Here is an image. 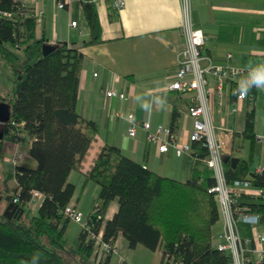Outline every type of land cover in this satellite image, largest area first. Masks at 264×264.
<instances>
[{
	"label": "trees",
	"instance_id": "1",
	"mask_svg": "<svg viewBox=\"0 0 264 264\" xmlns=\"http://www.w3.org/2000/svg\"><path fill=\"white\" fill-rule=\"evenodd\" d=\"M81 2L90 32L82 44L98 42L101 28L95 4ZM0 9L13 13V18L0 15V62L9 68L13 80L11 92L0 94V101L10 104V118L4 127L9 131L12 121L22 123L31 139L29 153L36 160L34 167L15 166L13 196H18L24 210L20 217L12 218L0 210V264H131L124 257L113 260L114 253H97L98 259L92 262L96 256L94 239L83 227L68 243L66 228L70 220L63 216L62 209L75 186L67 177L73 169H82L97 128L94 120L85 118L76 108L83 53L65 41L48 44L43 53L42 45L48 42L45 37H35V21L29 9L12 0H0ZM176 114L175 109L173 116ZM239 135L248 142L247 154L239 156L234 166L224 161L226 180L249 177L252 184L264 187V168L256 172L250 169L259 150L252 110L246 113L241 132H234L229 147L238 143ZM1 144L0 140V148ZM192 148L197 159L191 176L179 180L149 169L115 145L102 146L92 165L83 169L98 183L93 213L86 215L90 228L102 231V241L114 243L122 235L129 247L159 250L158 264H168L169 260L230 264L229 254L212 245L220 215L214 194L208 191L215 178L201 160L207 148L199 141H193ZM33 188L44 197L37 213L29 215L27 202ZM114 198L118 200L117 210L105 219ZM237 203L257 213L264 224V199L241 194ZM238 228L242 236L251 235L248 224L238 222ZM259 264H264V259Z\"/></svg>",
	"mask_w": 264,
	"mask_h": 264
},
{
	"label": "crops",
	"instance_id": "2",
	"mask_svg": "<svg viewBox=\"0 0 264 264\" xmlns=\"http://www.w3.org/2000/svg\"><path fill=\"white\" fill-rule=\"evenodd\" d=\"M110 1L94 2L101 28V40L95 43L82 44L89 38L90 32L81 0H74L70 9L57 7L54 0H44L42 18L34 24L36 38L45 37L49 44L65 41L77 46L83 53L76 108L82 116L94 120L97 128L83 157L82 169H73L67 180L75 186L69 203L79 207L85 215L93 213L98 183L89 178L83 169L92 165L105 144L115 145L123 154L149 169L179 180L191 176L197 159L193 155V142L190 152L177 155L171 145L167 150L159 151L154 142L147 140L146 131L141 126L130 136L125 118L128 112H133L137 120H148L150 129L159 124L172 126L179 140H188L192 121L186 109L193 93L166 88V78L176 69L180 52L185 46L181 32V0H123L119 9H115ZM203 1L202 10H196L194 0V8L190 5L193 23L201 26L207 34L203 51L216 61H223L226 53L230 52L231 60L236 64L256 67L264 64V0ZM73 19L77 20L75 26L70 24ZM226 40H230L232 47L226 46ZM208 79L213 85L214 80L211 77ZM111 85L125 92L127 98L106 96L104 90ZM258 96L264 98V92L257 90L252 97L246 96L237 101L225 83L223 94L221 97L215 95L213 102L214 123L225 128L223 154L246 156L248 142L241 135L233 148L229 145L234 132L243 129L246 113L251 110L254 112V131L259 150L250 167L253 172L264 168V110L256 109ZM175 109L177 114L174 117ZM260 119H263L261 132L256 129ZM0 140L3 177L0 196L3 192L13 196L12 189L17 184L14 177L16 165L11 161L14 151H19L21 144L27 148L24 155L19 151L21 158L17 164L34 167L36 160L29 153L31 139L22 129V123L17 125V133L11 127L9 131H4ZM201 160L205 163L204 158ZM39 203L28 205L29 210L38 208ZM117 207L118 200L114 198L109 203L105 219L110 218ZM222 228V219L219 217L212 234L213 243L219 240L218 234ZM259 228L264 231L263 224ZM123 240L128 246L127 240L119 235L117 247ZM133 248L146 254L141 245ZM156 251L160 255V251ZM132 256L134 261L129 262L140 264L134 254ZM119 257L125 256L117 253L112 259L117 260ZM97 259L96 253L94 261ZM151 264H156L155 257Z\"/></svg>",
	"mask_w": 264,
	"mask_h": 264
},
{
	"label": "built area",
	"instance_id": "3",
	"mask_svg": "<svg viewBox=\"0 0 264 264\" xmlns=\"http://www.w3.org/2000/svg\"><path fill=\"white\" fill-rule=\"evenodd\" d=\"M12 1H18L21 7H27L35 22L42 18L44 0ZM54 1L57 7L70 9L74 0ZM90 1L96 2L98 0ZM123 3V0L110 1L115 9L121 8ZM181 3L183 12L181 32L185 39V46L180 52L176 69L166 78V88L177 92L191 91L193 93L186 109V113L192 121L188 140H179L178 134L170 126L159 124L154 129H150V122L137 120L133 112H128L125 115L128 121L127 133L133 136L136 128L141 126L146 131L147 140L154 142L159 151L167 150L168 146L171 145L177 155L190 152L193 141H199L205 146L207 154L204 156V161L215 178V183L208 187V191L214 194L218 203L219 215L223 225L222 231L218 234L219 240L212 242V245L229 254L230 264H259L264 259V231L259 228L261 223L257 213L250 211L245 205H239L237 199L241 194L264 199V187L252 184L249 177L234 179L231 182L226 180L223 160L225 128L214 123L213 102L215 95L221 97L223 94L225 83L229 85L230 93L235 96L237 101L246 96L252 97L257 90L264 92V88L253 87L247 95L241 94L239 91L241 81L256 66L234 63L231 60L230 52L226 53L223 61H216L210 54L204 52L203 46L207 40V34L201 26L193 23L188 1L181 0ZM0 15L13 18V13L6 9H0ZM70 24L77 25V20H71ZM208 77L214 80L213 85L210 84ZM104 92L106 96L127 98L125 92L118 91L113 85L107 86ZM219 103H221L220 99ZM12 124L17 133V125L20 123L12 121ZM20 158L21 152L14 151L11 161L16 165ZM262 169L263 167L259 170ZM30 194L28 205L40 202L44 197V194L35 188L30 190ZM13 200L19 203L17 195L13 196ZM62 213L64 217L88 231V237L94 239L95 253H100L101 256L118 253L116 242L102 241V231L95 232L90 228L86 215L79 207L68 203L62 209ZM238 222H244L250 226V236L240 234ZM175 264L180 263L175 261Z\"/></svg>",
	"mask_w": 264,
	"mask_h": 264
},
{
	"label": "rangeland",
	"instance_id": "4",
	"mask_svg": "<svg viewBox=\"0 0 264 264\" xmlns=\"http://www.w3.org/2000/svg\"><path fill=\"white\" fill-rule=\"evenodd\" d=\"M188 3H190L191 8H194L193 6V0H187ZM195 1V8L196 10H202L203 6H204V1L203 0H194ZM190 8V9H191ZM206 33V32H205ZM226 46L228 47H232V44L230 42V40H226L225 41ZM12 75L11 72L9 70V68L3 63L0 62V94H7L10 93L12 90ZM264 98L258 96L257 98V102H256V109L258 110H264V104L263 102ZM262 123H263V119H260L257 123H256V129L261 132L262 131ZM5 137V136H4ZM26 147L23 146L22 144L19 146V151L22 152V154L24 155V151H26ZM25 164H28L25 162ZM1 165V164H0ZM0 186H3V177H2V173H1V168H0ZM6 195V193H2V199L0 200V209L3 211L6 203H5V199L4 196ZM37 213V208L34 207L32 209L29 210V215L32 214H36ZM21 218H24V215H22ZM80 230V225L70 221L68 224V229H67V236H68V243H72V241L77 237L78 232ZM134 249V248H132ZM129 246H127L126 242L123 240L119 246H118V253L119 255H124L128 261H134V258L132 256V254H134L136 260L140 263V264H151L153 257L156 258V264H157V257H158V252L153 251V250H149L147 248H144L145 253L143 254L142 252L138 251V250H132ZM160 256V255H159ZM124 257V258H125ZM120 258V257H119ZM92 262H94V260H92ZM172 264H175L174 261L171 262ZM136 264V263H134Z\"/></svg>",
	"mask_w": 264,
	"mask_h": 264
},
{
	"label": "water",
	"instance_id": "5",
	"mask_svg": "<svg viewBox=\"0 0 264 264\" xmlns=\"http://www.w3.org/2000/svg\"><path fill=\"white\" fill-rule=\"evenodd\" d=\"M48 44L49 43L42 45L43 53H45L46 50L48 49ZM9 118H10V104L5 100H1L0 101V124L2 125V128L0 130V139H2L4 131H8V127H4V125L7 123ZM238 159L239 157L235 155L231 157L229 156L224 157V161L229 160L232 166L235 165ZM1 198L2 196H0V200ZM4 199L6 201V205L2 211V214L7 218L20 217L24 210V207H22L18 202H15L13 200L12 195H9V194L5 195Z\"/></svg>",
	"mask_w": 264,
	"mask_h": 264
},
{
	"label": "clouds",
	"instance_id": "6",
	"mask_svg": "<svg viewBox=\"0 0 264 264\" xmlns=\"http://www.w3.org/2000/svg\"><path fill=\"white\" fill-rule=\"evenodd\" d=\"M253 87L264 88V64L254 67L253 71L248 73L241 81L239 91L242 95H247Z\"/></svg>",
	"mask_w": 264,
	"mask_h": 264
}]
</instances>
